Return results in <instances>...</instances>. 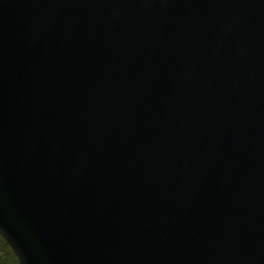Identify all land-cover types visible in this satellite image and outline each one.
<instances>
[{"label":"water","instance_id":"water-1","mask_svg":"<svg viewBox=\"0 0 264 264\" xmlns=\"http://www.w3.org/2000/svg\"><path fill=\"white\" fill-rule=\"evenodd\" d=\"M0 236L264 264V0H0Z\"/></svg>","mask_w":264,"mask_h":264},{"label":"trees","instance_id":"trees-1","mask_svg":"<svg viewBox=\"0 0 264 264\" xmlns=\"http://www.w3.org/2000/svg\"><path fill=\"white\" fill-rule=\"evenodd\" d=\"M0 264H18L15 254L1 236H0Z\"/></svg>","mask_w":264,"mask_h":264}]
</instances>
